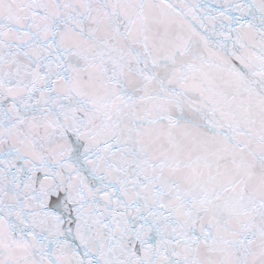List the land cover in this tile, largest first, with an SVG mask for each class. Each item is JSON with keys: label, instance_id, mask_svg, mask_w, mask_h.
<instances>
[{"label": "snow or ice", "instance_id": "1", "mask_svg": "<svg viewBox=\"0 0 264 264\" xmlns=\"http://www.w3.org/2000/svg\"><path fill=\"white\" fill-rule=\"evenodd\" d=\"M0 264H264V0H0Z\"/></svg>", "mask_w": 264, "mask_h": 264}]
</instances>
